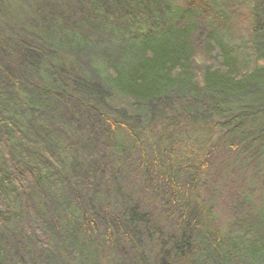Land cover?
I'll return each instance as SVG.
<instances>
[{"label": "trees", "instance_id": "1", "mask_svg": "<svg viewBox=\"0 0 264 264\" xmlns=\"http://www.w3.org/2000/svg\"><path fill=\"white\" fill-rule=\"evenodd\" d=\"M61 3L18 28L0 6V264H264V206L218 226L191 160L215 132L264 159V0ZM121 132L169 231L119 179Z\"/></svg>", "mask_w": 264, "mask_h": 264}, {"label": "rangeland", "instance_id": "2", "mask_svg": "<svg viewBox=\"0 0 264 264\" xmlns=\"http://www.w3.org/2000/svg\"><path fill=\"white\" fill-rule=\"evenodd\" d=\"M1 8L6 12L5 22L10 27L18 28L21 26H29L32 21H40V15L43 11L50 10V7L64 6L61 0H0ZM40 24V23H39ZM66 24H61L63 30ZM73 35L75 39L79 40L77 34L69 33ZM63 34L58 37L55 36V40L60 46L63 45ZM13 36V35H12ZM14 37V36H13ZM16 41H20L16 38ZM71 114H65L61 119L59 127L64 131L70 129L73 135L70 137L72 141L82 140L83 143L89 139L88 131L83 120ZM80 119V120H79ZM206 143L202 147L201 151L195 149L191 151V160L200 164L202 160L208 161V167L204 173L203 180L206 185L204 187L205 200H210L208 206L217 213L218 220L216 221L218 226L225 227L226 221L231 217V208L236 206L240 200H243V195H249L251 197V206L253 209L264 206V159L256 161L254 163L242 164L240 158L237 157L223 139L220 133H213V136L206 137ZM118 141L123 143L122 150L117 155L119 162L116 164L117 169L123 161L120 174V181L123 184L125 191L131 194V197L135 201L142 205L146 212L153 213L156 220L164 227L165 230L172 229V223L175 220H169L158 200L154 199L150 191L143 189L140 171H137L138 160L140 151L130 143L128 136L121 132ZM118 142V144H119ZM190 142L188 143V145ZM32 155V150L28 149ZM191 150L189 147L184 149L183 157ZM32 159L38 161L44 168L45 164L32 155ZM47 169V168H45ZM45 171V170H44ZM251 207V208H252ZM225 229V228H224ZM126 246H128L127 240H125ZM102 264H109L108 258H102Z\"/></svg>", "mask_w": 264, "mask_h": 264}]
</instances>
